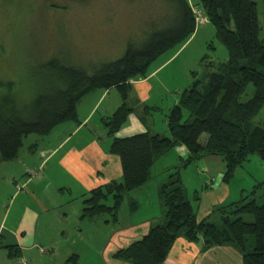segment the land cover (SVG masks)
Instances as JSON below:
<instances>
[{
	"label": "rangeland",
	"instance_id": "obj_1",
	"mask_svg": "<svg viewBox=\"0 0 264 264\" xmlns=\"http://www.w3.org/2000/svg\"><path fill=\"white\" fill-rule=\"evenodd\" d=\"M188 1L197 13L195 35L183 44L175 45L155 60L146 77L139 76L129 82L131 86L129 103L136 109L130 116L137 114V118L140 116L150 127L151 134H160L164 137H170L167 115L179 103L182 92L195 79L202 76L205 70L203 59L206 57L207 60L227 61L229 58L227 48L216 37L214 26L196 9L199 0ZM255 1L258 4L262 29L260 37L264 39V0ZM172 15L173 4L168 0H0V102L12 97L19 106L30 105L38 91L46 86V74L41 72L40 68L49 60L58 58L69 65L92 70L96 65L121 58L130 43L140 45L155 27H165ZM193 73H196L195 76ZM253 94L254 87L251 85L242 95L241 101L247 102ZM96 101L99 103L93 111L95 118L90 117L91 124L81 129L74 141L82 142L92 135L97 140L100 138L101 144L106 145L108 150L111 140L101 123V116L107 113L108 116L112 115L123 101L117 88L93 90L77 105L80 120L87 117ZM146 105L151 106L153 110L154 107L158 109L150 115L146 111ZM263 119L264 108L253 120V124L260 125ZM129 120L130 118L124 127L129 124ZM77 125L78 128L83 127L82 124L70 122L57 130L54 129L49 136L27 137L17 160L0 164V221L12 205V196L8 198L11 180L16 179V182L22 183L26 176L28 183H41L40 187L31 183L28 188L31 191L30 195L16 196L18 198L13 209L15 213H11L7 222L8 227L13 228L14 235L25 239L29 242L30 249L34 250L29 254L25 252L24 257L13 259L15 264H75V260H69L77 254L78 264H132L115 256L121 249L112 256L105 253L106 244L111 241L113 231L119 224L123 226V222H129L134 214L130 212L128 197L120 210L119 224L113 223L112 216L108 214L83 219L85 197L77 193L76 189L73 190L74 194L67 192L59 195L57 191L66 180L65 177L60 178L62 171L56 172L51 166L54 173L47 171L48 177L46 173V180L40 182L44 178L48 160V155L41 152L49 154L52 148L58 145L59 137L71 134L70 127L73 130ZM34 144L38 147L32 152L31 147ZM183 147L176 146L163 156L152 169L151 181L129 193L130 197L136 198L140 203V209L138 207L139 210L135 211L138 217L146 218L150 211L162 210L159 198L162 184L170 175L180 170L195 212L202 217V214L210 209L207 222L221 228V214L212 211L219 207L213 206L215 203L210 197L205 196L201 210L198 209L197 203L201 201L202 192L199 193V200L197 196L192 197V192L203 185L207 191L212 190L215 185L217 187L221 185L226 187V199L229 201L225 205L241 201L249 196L258 183L264 182V159L258 154L251 155L226 182L224 177L227 166L224 159L210 155L203 157L200 160L211 159L215 163L217 161L221 163V173L218 174L216 171L218 176L206 181L202 175L194 174L196 164L188 168L184 166L180 158L182 157L183 161L188 158L182 155L185 151ZM41 161L45 162L41 164ZM34 163L33 168L26 167ZM23 185L25 184L16 183L13 192L24 191ZM256 191L258 205L264 204V186L257 187ZM44 196L46 210L45 213H41L36 198ZM252 197L253 194L250 198ZM250 198L248 197L246 202ZM108 204H112L111 199ZM26 205L30 211L40 214L38 221L36 219L34 222L32 218L23 220L21 212L22 207L25 208ZM243 216L246 222L253 221L252 215ZM36 225L37 240L40 242L38 245L33 241L32 233L26 230L27 227L33 228ZM7 238L5 231L0 233V246L10 244V238ZM252 245L253 239L249 238L247 243L249 251ZM6 262L0 251V264Z\"/></svg>",
	"mask_w": 264,
	"mask_h": 264
},
{
	"label": "trees",
	"instance_id": "obj_2",
	"mask_svg": "<svg viewBox=\"0 0 264 264\" xmlns=\"http://www.w3.org/2000/svg\"><path fill=\"white\" fill-rule=\"evenodd\" d=\"M168 1L173 4L170 22L165 27H155L140 45L130 43L121 58L92 70L53 58L40 68L47 83L30 105L19 106L12 97H5L0 102V164L17 160L24 140L31 135L45 137L65 123L82 124L78 103L93 90L112 88L118 89L123 103L112 115L102 117L101 122L111 140L108 153L119 159L123 175L85 195L83 219L108 214L113 223H118L129 193L147 185L153 167L176 146H184L189 152L188 159L182 160L185 167L209 155L224 159L226 182L251 155L264 159V119L260 125L253 124L264 108V39L260 37L255 0H199L196 9L214 26L217 39L227 48L228 60L203 59L202 76L182 92L179 103L167 115L170 137L149 131L117 137L135 111L129 103V82L146 77L155 60L196 33L195 9L189 1ZM251 85L252 98L242 102V95ZM145 108L150 115L158 109L149 105ZM37 147L32 145V152ZM179 171L169 176L159 192L164 210L162 223L115 256L132 264H166L176 241L184 238L193 243L202 239L203 253L230 246L241 253L243 264H264V204L258 205L256 199V189L263 187L264 182L241 201L212 210L222 216L219 228L207 222L209 216L198 217ZM199 193L195 195L197 200ZM252 194L254 197L250 198ZM109 199L112 204H108ZM129 203L130 212H135L138 202L130 197ZM243 215H252L253 221L246 222ZM249 238L254 244L250 251ZM0 248L10 259L22 257L17 244ZM78 259L79 255H74L69 261L78 264Z\"/></svg>",
	"mask_w": 264,
	"mask_h": 264
},
{
	"label": "crops",
	"instance_id": "obj_3",
	"mask_svg": "<svg viewBox=\"0 0 264 264\" xmlns=\"http://www.w3.org/2000/svg\"><path fill=\"white\" fill-rule=\"evenodd\" d=\"M98 103L99 101H96L93 108L90 110V112H88L87 117H85L84 120H80L83 125L82 128L81 127L78 128L77 125L75 126V128H73V130H71L70 127L69 132L72 131L71 134L65 137H59L60 141L58 145L55 148H52L49 154H46L44 151L41 152L45 155H48L47 158L48 160L46 165L47 167L44 172V178L43 180H40V182H44L46 180V173L48 177L47 171H52L54 173L53 167L55 168L56 172L58 171L63 172L60 177L61 179L63 177L66 178L65 182H63L59 186L61 188L60 189L57 188L59 195L67 194V192H69V194L70 193L74 194L73 190L76 189L77 193L79 194L81 193V195L85 197V195L90 191H92L93 189L105 185L106 183L111 182L113 180H120L122 178L123 173L119 159L108 153L106 145L103 146L101 144L99 140L100 138H98L97 140L95 136L89 135L88 136L89 139H84V141L82 142L79 141L78 143H75L74 141V138L81 132V129L83 130V128L85 127L87 128L88 125L91 124L92 121L90 120V117L92 116L93 118H95V115L93 116V111L94 108H96V106L98 105ZM107 116L108 113L101 116V119L102 117H107ZM129 118H130L129 124L117 134V137L127 138L134 136L136 134H141L147 131H151L150 127L146 124L145 121H143V119L140 116L139 119L137 118V114H133ZM62 126H64V124L58 126L57 128H55V130H57ZM183 150L185 151L182 152V155L188 158L189 152L186 149V147H183ZM180 159L183 160L182 157ZM44 162L41 161V164H43ZM217 162L215 163V161L211 159L210 161L203 159L195 163H192L197 165V169L194 171V174L197 176L202 175L206 179V181L215 178L216 176H218L217 173L218 174L221 173L220 172L221 163H219L220 161L218 163ZM35 163L32 166H26V167L33 168L35 166ZM216 171L218 172L216 173ZM59 181L60 179L58 180V182ZM16 183H19L20 185L22 183L25 184L22 186V190L24 189L25 190L18 193L13 192V188L15 187L16 189ZM22 183L16 182V179L11 180L10 182L11 189L8 194V198L10 195L12 196V200H11L12 205L10 207V210L9 211L7 210V213H5V215L2 217L0 221V233H4L5 231L8 238H10V244L8 245L17 244L21 249L22 257H24L25 252H28L29 254L34 250L30 249L31 246L29 245V242H27L22 237H18L17 235H14L13 228L8 227L7 222L9 220V216L12 215L11 213L12 212L15 213V210L13 209L16 205L17 198L23 195L25 196L30 195L31 191L28 188L31 185V183L37 184L38 187H40L41 183L40 184L35 182L28 183L26 182V176L24 178V182ZM184 186L187 190L185 183ZM205 189L206 187L205 185H203L201 186L200 189H198L199 191L195 190L191 194L192 197L195 198L197 192L200 193L202 192L201 201L197 203L198 209L200 208L201 210L205 196L210 197V199L215 203V205L213 206L225 205L227 202H229L226 199L227 196L226 187H223L221 185L217 187V185H215L213 186V188H211L212 190L207 191ZM187 192L189 193V190H187ZM131 198H133V200H136L138 202L139 204L138 207L140 209L139 201L134 197ZM36 200L41 208L40 209L41 213H45L46 210L45 196L41 198H36ZM162 210L158 209L157 211L156 210L150 211L146 218H141L142 216L138 217V214L135 211L129 222L127 223L123 222L122 223L123 226H120V224L118 223L119 225L111 235V241L106 244L107 245L105 248L106 255L111 254L110 256H112L113 254H115V252L118 249H124L130 246L133 242L141 240L145 235L148 234V232L152 227L161 224L164 219V211ZM210 213L211 211L209 209L202 214V217H200L199 215L198 217L200 219H204L208 217ZM21 215L23 216L24 221L28 220L29 218L30 219L32 218V221L35 222L36 219L38 221L40 214L38 215L37 213L30 211L29 207L26 205L25 208L24 206L22 207ZM135 216L136 218H134ZM38 225L34 226L33 228L32 227L26 228V230L28 229L27 230L28 232L32 233L33 241H35L37 245L38 243H40L38 242L39 240H37ZM35 227L36 229H34ZM129 240L130 242H127ZM203 244L204 243L202 239L199 240L198 242L193 243L185 240L184 238H179L176 241L175 245L173 246V249L171 250L169 257L166 261V264H243V256L235 248L230 246H218L203 253L202 252ZM0 251L2 256L5 257V259L7 260L6 264H15L13 263V259H10L8 257L7 252L4 249ZM105 263L107 262L105 261Z\"/></svg>",
	"mask_w": 264,
	"mask_h": 264
},
{
	"label": "built area",
	"instance_id": "obj_4",
	"mask_svg": "<svg viewBox=\"0 0 264 264\" xmlns=\"http://www.w3.org/2000/svg\"><path fill=\"white\" fill-rule=\"evenodd\" d=\"M194 12H195V14H197L195 10H194Z\"/></svg>",
	"mask_w": 264,
	"mask_h": 264
}]
</instances>
